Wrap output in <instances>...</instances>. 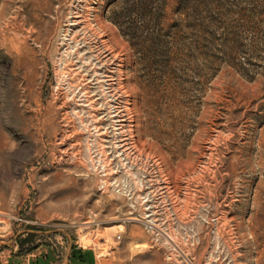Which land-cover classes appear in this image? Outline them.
Returning <instances> with one entry per match:
<instances>
[{
    "label": "rangeland",
    "instance_id": "1",
    "mask_svg": "<svg viewBox=\"0 0 264 264\" xmlns=\"http://www.w3.org/2000/svg\"><path fill=\"white\" fill-rule=\"evenodd\" d=\"M0 264H264V0H0Z\"/></svg>",
    "mask_w": 264,
    "mask_h": 264
}]
</instances>
